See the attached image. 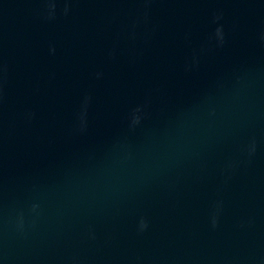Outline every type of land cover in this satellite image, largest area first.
<instances>
[{
    "label": "water",
    "instance_id": "1",
    "mask_svg": "<svg viewBox=\"0 0 264 264\" xmlns=\"http://www.w3.org/2000/svg\"><path fill=\"white\" fill-rule=\"evenodd\" d=\"M0 264H264V0H0Z\"/></svg>",
    "mask_w": 264,
    "mask_h": 264
}]
</instances>
